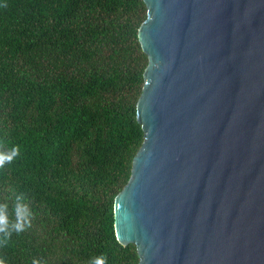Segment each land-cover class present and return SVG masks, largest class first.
Instances as JSON below:
<instances>
[{
    "label": "water",
    "instance_id": "1",
    "mask_svg": "<svg viewBox=\"0 0 264 264\" xmlns=\"http://www.w3.org/2000/svg\"><path fill=\"white\" fill-rule=\"evenodd\" d=\"M144 141L114 204L139 264H264V0H143Z\"/></svg>",
    "mask_w": 264,
    "mask_h": 264
},
{
    "label": "trees",
    "instance_id": "2",
    "mask_svg": "<svg viewBox=\"0 0 264 264\" xmlns=\"http://www.w3.org/2000/svg\"><path fill=\"white\" fill-rule=\"evenodd\" d=\"M147 18L143 0H0V137L21 151L0 170V203L15 189L34 212L5 264H139L114 204L144 141Z\"/></svg>",
    "mask_w": 264,
    "mask_h": 264
},
{
    "label": "clouds",
    "instance_id": "3",
    "mask_svg": "<svg viewBox=\"0 0 264 264\" xmlns=\"http://www.w3.org/2000/svg\"><path fill=\"white\" fill-rule=\"evenodd\" d=\"M20 146L14 145L6 137H0V170L6 164H11L20 156ZM11 208L9 203H0V248L7 247L11 242L13 234L19 235L32 227L34 212L26 201L23 193H17L15 189H10ZM0 264H5V260L0 258ZM32 264H41V261L34 259ZM90 264H108L107 253H102L92 259Z\"/></svg>",
    "mask_w": 264,
    "mask_h": 264
}]
</instances>
